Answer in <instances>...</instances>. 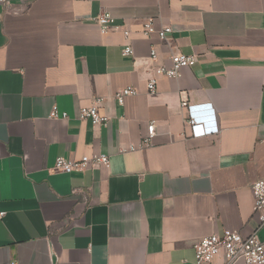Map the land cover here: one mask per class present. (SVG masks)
<instances>
[{"label": "crops", "instance_id": "crops-1", "mask_svg": "<svg viewBox=\"0 0 264 264\" xmlns=\"http://www.w3.org/2000/svg\"><path fill=\"white\" fill-rule=\"evenodd\" d=\"M101 12L123 26L100 32L93 18ZM147 17L172 32L143 36ZM125 44L132 55L122 54ZM175 52L194 55L195 65L176 78L158 76L156 92H148L153 66L169 65ZM129 85L138 92L119 104L115 92ZM96 98L106 124L78 117ZM182 100L218 131L187 135ZM53 106L67 117L50 118ZM150 121L152 144L127 150ZM101 153L107 166L51 170L57 156ZM258 179L264 0L0 6V264H195V242L223 228L264 238L252 210ZM224 263L219 252L204 264Z\"/></svg>", "mask_w": 264, "mask_h": 264}, {"label": "built area", "instance_id": "built-area-1", "mask_svg": "<svg viewBox=\"0 0 264 264\" xmlns=\"http://www.w3.org/2000/svg\"><path fill=\"white\" fill-rule=\"evenodd\" d=\"M11 0H0V6L6 10L9 8ZM94 21L99 26L100 32L105 33L109 29H118L123 25L115 22V18L108 12H101L96 15ZM153 17L145 18L141 23L140 33L143 36H149L155 33L159 39H166L167 34L172 32L170 26H163L156 28L153 22ZM123 35L125 38L130 36V31L123 28ZM123 55H132L133 48L129 44H125L121 48ZM157 52L154 48L150 50V58L155 60ZM169 65L156 64L153 66V75L147 79L146 87L148 92L155 93L157 90V77L164 76L167 78H176L180 74L183 67H190L195 65L196 58L192 54H184L181 52L171 53L169 55ZM138 89L133 86H125L118 89L114 97L119 104H122L125 97L134 95ZM102 103V98H96L90 105L80 106L78 110V117L81 120H90L92 124H106L107 116L100 114L99 107ZM181 105L187 110V118L185 120L186 134L191 137H199L218 131L217 127H206L195 115V106L189 104L186 100H182ZM61 116L67 117L66 112L59 114L56 106H53L49 117L57 118ZM156 125L155 122L150 121L146 126V132L140 138L137 146L129 144L127 150H135L143 148L152 144L155 136ZM125 150V149H123ZM109 158L107 154L101 153L93 156L83 155L77 159H70L64 156H57L51 170L54 172L71 173L73 171H83L88 168L98 166H107ZM251 190L253 193V215L259 221V227L264 225V179H258L251 183ZM3 212H0V216ZM222 252L225 257L224 264H234L237 261H243L245 264H263L264 263V238H260L256 232L249 235H242L239 230L232 228H223L221 232H215L204 236L197 240L194 244L195 264L210 263L213 259Z\"/></svg>", "mask_w": 264, "mask_h": 264}]
</instances>
